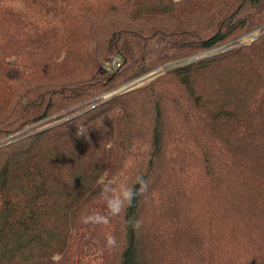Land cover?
I'll return each mask as SVG.
<instances>
[{
    "label": "trees",
    "instance_id": "16d2710c",
    "mask_svg": "<svg viewBox=\"0 0 264 264\" xmlns=\"http://www.w3.org/2000/svg\"><path fill=\"white\" fill-rule=\"evenodd\" d=\"M0 264H264V0H0Z\"/></svg>",
    "mask_w": 264,
    "mask_h": 264
},
{
    "label": "clouds",
    "instance_id": "9594fccd",
    "mask_svg": "<svg viewBox=\"0 0 264 264\" xmlns=\"http://www.w3.org/2000/svg\"><path fill=\"white\" fill-rule=\"evenodd\" d=\"M99 187V198L104 206V211H91L81 215L79 222L84 225H108L112 217L126 213V210L133 204L134 199L145 187V181L137 176L133 184L127 181L115 182L105 172L97 181ZM140 185L137 188L136 185ZM129 225L134 231H139L142 226L140 220H130ZM106 246L112 248L116 245V238L112 234H106Z\"/></svg>",
    "mask_w": 264,
    "mask_h": 264
},
{
    "label": "rangeland",
    "instance_id": "374dc122",
    "mask_svg": "<svg viewBox=\"0 0 264 264\" xmlns=\"http://www.w3.org/2000/svg\"><path fill=\"white\" fill-rule=\"evenodd\" d=\"M259 32H260V30H258V29L252 30L251 32H248V34L241 36L237 40H239L241 43H248L249 40L258 37ZM222 48H223V46H219V48L211 49V50H209V52H214V51H218V50L220 51V49H222ZM144 76H146V75H143V77ZM139 82H140V78H136L133 80V82L131 84L135 83L137 85V84H139Z\"/></svg>",
    "mask_w": 264,
    "mask_h": 264
},
{
    "label": "built area",
    "instance_id": "2783aa9c",
    "mask_svg": "<svg viewBox=\"0 0 264 264\" xmlns=\"http://www.w3.org/2000/svg\"><path fill=\"white\" fill-rule=\"evenodd\" d=\"M207 53H211L209 51H206L202 56H205V54ZM199 56H196V58H198ZM113 65L118 67L120 65V58H115L114 59V62H113ZM163 68L159 69V71H162ZM133 82V81H132ZM132 82H129L127 84H124V85H121L119 88L115 89L117 91L119 90H123V89H128V88H131V87H134V85H136L135 83L131 84Z\"/></svg>",
    "mask_w": 264,
    "mask_h": 264
}]
</instances>
